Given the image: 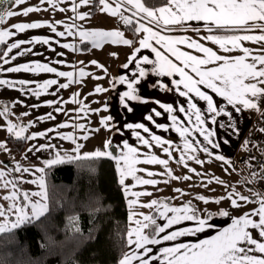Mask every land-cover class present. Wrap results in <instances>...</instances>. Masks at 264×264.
<instances>
[{"label":"snow or ice","instance_id":"6c2138e0","mask_svg":"<svg viewBox=\"0 0 264 264\" xmlns=\"http://www.w3.org/2000/svg\"><path fill=\"white\" fill-rule=\"evenodd\" d=\"M45 2V0H41ZM46 2L52 5L53 8L59 0H46ZM84 5L91 3V0H80ZM100 5H103L101 11L107 12L112 16H119L126 25L133 26L134 31L137 33H146L144 38L139 40L140 47L135 49V53H139L141 49H151L155 53V60L149 59L148 56H143L137 59L134 53L129 59L128 63L124 64V68H128L129 64L135 62L136 72L132 74L133 78L129 79L126 75H121L118 78V83L121 85H127V91H124L119 95V104L123 109L132 113L134 108L131 102H138L143 104L155 103L165 113L170 115L172 121V128L179 133L180 137L184 139L183 148L180 149L177 146V150L181 151L179 162H184L185 159H196L197 163H203L196 158L195 155H187L188 153H196L199 150L208 153L210 156L212 153L209 151L207 145H211L212 148H218L219 144L215 142L216 130L208 126V119L212 125H217L219 128H234L235 122L233 119V112L228 111V106L236 112L240 113L243 110H256L260 111L259 102L261 98H264V47H261L254 54L253 50L243 46L242 42L249 41L257 44L264 45V0H166V3L160 7H152L147 4V0H114L115 7L112 6L108 0H98ZM10 4L21 5L26 3V0H9ZM132 6L136 11L133 15H140V20H146L149 25L163 26L170 28L173 26H183L189 21H202L208 27V31L212 32L214 29L230 31L233 35H209L206 39L211 40L213 43L219 45L224 52H232L239 50L242 55L238 56H224L218 55L209 47H205L203 44L191 40L188 38L173 39L169 36L161 35L160 31H156L153 27L147 26L145 23H141L140 20L133 22L132 17L125 16L121 8L125 5ZM78 6H74L72 11H76ZM41 11L38 7H28L23 9L22 12L17 11H0V24L5 23L7 18L15 17L18 15L27 16L29 13ZM60 11H65L61 8ZM87 14H80L76 18L84 20ZM61 23V22H56ZM47 26L51 29L56 36L64 37L78 35L81 43L90 42L93 47H102L105 43L132 45L133 41L124 38V33L121 31H106V30H83L78 29L73 31L75 25H67L66 31H57L55 24L53 23H18L12 27L16 30L14 33L11 30H0V44L6 42V40L15 35L16 33H23L28 29H36ZM258 33V34H257ZM160 45L166 52L170 53L172 57H175L177 64L172 59L165 55L164 52L159 50L153 45ZM28 44H44L50 45L49 38L35 37L32 40H19L16 43H12L8 46L7 52L4 53V57L8 56L13 49H19L21 45ZM59 43V41H56ZM177 45H186L190 49H195L199 53H203V56L192 55L188 52L181 51ZM61 47L66 49H72L77 51V46L74 44L65 43ZM55 51V49H52ZM32 52L31 48H26L19 52L18 55L23 56ZM58 55H63L59 53ZM17 57L12 56L10 59H4V63H10V60H15ZM218 62V63H217ZM57 63H63V61H57ZM96 64V61L92 62ZM216 63L215 67H207V65ZM154 65L152 71L157 76H179V79L172 80V84L175 85V91L180 97L186 98L187 108L183 105L174 107L172 103H163L160 100H149L141 97L137 85L140 84L141 79L148 75L147 70L141 65ZM103 67L102 65H97ZM10 73H54L58 77H65L69 83L59 84L58 80L50 79L37 85L39 90L28 88L27 85L31 84L29 80L11 81L7 79H0V86H7L10 88H16L19 86V90L23 92H30L33 96L39 97L40 95L47 93L48 89L53 85H58L59 88L66 89L69 84L74 82L75 73L58 71L56 67L49 66L48 63H25L15 67H9L6 69ZM107 72V69H104ZM191 73V74H190ZM138 74V75H137ZM194 74V75H193ZM90 75L85 73L84 69L79 70V76L84 77ZM100 79L101 77H95ZM115 87V84L113 85ZM182 86V88H181ZM161 88L165 91H172L166 84H161ZM206 89H210V94ZM97 93L107 91V89L97 87L95 89ZM53 95L55 93H52ZM221 97L223 101H226L224 107H220L217 100L214 98ZM79 94H75L72 97L73 103H80L78 99ZM203 101L206 104V113L202 111L198 106V102ZM59 103L58 101H48V106ZM11 105L0 104V117H4L10 114ZM87 106L80 108L81 112H84ZM107 110V105H105ZM56 111H62L61 108H56ZM99 111V110H96ZM184 113L188 118L185 126V121L180 120L176 112ZM152 114H146L145 119L155 124L157 128H162L164 131H168V126L157 124L154 116L159 117L162 115L161 111L156 108L151 109ZM27 115V113H25ZM218 117L226 118L227 123L218 122ZM55 116L52 113H48L46 116H42L40 120H55ZM113 117L108 116L103 118L102 124L109 128V121H112ZM32 124L27 126L17 125L8 121L7 132L13 135L18 140H35L38 137L47 136V132L33 133L31 135H25L27 128L32 127ZM70 125L62 123L58 127L65 128ZM73 127H79L84 129V125H72ZM127 129L133 130V135L143 145L152 147L150 141H154L156 145L160 146L165 153L171 158L172 145L170 141L162 139L159 135H150V139H145L141 135L139 130L143 133H150L149 127L144 123H127L125 125ZM49 132L56 131L55 129H49ZM85 131H87L85 129ZM98 131V129L96 130ZM264 131V129H261ZM193 133H198L206 141V145L201 146L200 141L189 140L188 137ZM57 135L60 133L57 131ZM83 139H88L85 135ZM62 139L70 140L74 144L76 143V137L71 134L63 135ZM227 143V141H224ZM165 145H168L165 147ZM48 147H54L51 145H40L36 147L33 145L28 149L32 151L35 148L36 151L41 149H47ZM83 145L77 144L73 153H59L57 152L53 159L45 161L47 168H51L56 165L64 163H74L77 161H88L99 158H110L116 161L117 170L119 172V183L125 185V180L131 176L137 184L155 185L158 183L155 179H142L137 176L138 171H144V169H138L136 165L145 164H159L163 165L167 170L168 175H172V169L168 167L169 160L161 159L155 155H151L147 159H139L140 153L136 147L131 146L127 141L123 142V149L119 156L114 155L113 151L109 150L112 147V141L108 140L105 143L104 150H96L92 153L80 154V148ZM0 150L7 151L6 143H0ZM217 160L224 161L223 155H217ZM187 167V164H184ZM16 172H29L30 169L23 168L17 165ZM40 173L45 172V168L38 169ZM191 171H195L192 169ZM148 176H155L157 173L148 172ZM162 175V174H161ZM255 175V174H254ZM7 173L4 170H0V180H3V188H8L11 185V189L7 195L3 196L4 200L10 201V206L5 209L3 205H0V235L12 234L16 229H19L25 225L33 224L39 221L42 217L46 216L50 212L49 195L47 184L43 175L38 180L32 181H17L7 180ZM173 179H191V177H175ZM218 183L223 184L224 181L216 178ZM19 182L25 183H38L40 191L27 192L20 191L18 188ZM167 183V181H164ZM211 182V181H210ZM125 193L134 197L141 195H151V193H139L131 192L130 189L125 186ZM176 191H181L176 189ZM256 195H260L257 193ZM236 197V198H233ZM36 198V199H34ZM225 197H221L224 199ZM230 200L233 207L239 208L242 205L239 201L251 203L249 197L244 196L238 192H230L226 197ZM199 199L204 200L203 196ZM207 202V201H205ZM219 203L220 200H216ZM137 200L129 201L130 205H135ZM144 207L153 208L156 207L158 218L164 219L165 224L161 225L157 223V218L151 215H144L142 220L135 219L134 223L136 227L131 228L127 233V244L129 246L135 245V249L131 255L125 254L119 261V264H133L134 261H138L139 264H153V262H159V264H264V197L259 200V207L254 209L250 213L235 218L232 220L231 226L223 228L217 235L212 236L210 239H204L196 243H179L171 247H164L159 249V254H155L153 249L149 245H160L163 241H176L179 237L196 235L197 233L205 231L206 227L211 228L213 225L209 224L207 219L199 218L196 215L195 210L190 206V203L182 207H171L168 203L158 202L153 200L150 204L143 205ZM169 213L173 215L169 216ZM221 216H228L227 211H221ZM137 213H133L135 217ZM258 217V219H254ZM79 217L70 216L68 218L69 225L72 233L79 234L81 229L78 225ZM183 221H196L195 228H183L171 232H167V229L172 228L174 225H179ZM151 229L149 234H145V231ZM256 232L254 237L253 232ZM166 233V234H164ZM161 234H164L161 236Z\"/></svg>","mask_w":264,"mask_h":264},{"label":"crops","instance_id":"0c3cea01","mask_svg":"<svg viewBox=\"0 0 264 264\" xmlns=\"http://www.w3.org/2000/svg\"><path fill=\"white\" fill-rule=\"evenodd\" d=\"M111 2V1H110ZM77 6V2L71 4L69 9L70 22H59L56 23L57 20H50L48 23H53L56 26L57 31H66L67 25H75L73 27V31H77L78 29L83 30H106V31H115L118 30L115 27L114 19L117 24H121L120 30L124 33V38L129 39L125 33V23L123 20L116 16L112 17L109 13L104 14V22H99L100 16V7L98 4L97 12L95 15H92V7L91 6L86 12H82L79 10V7L76 8V11H72V8ZM60 7V5H59ZM16 9V5H14L8 11H14ZM17 12H20L19 10ZM135 10H133L129 5L125 4L122 7V13L125 16L132 17L134 20H140V15H133ZM89 17V24L82 27L76 18L80 14H87ZM62 14L60 8L56 14ZM64 14V12H63ZM62 14V15H63ZM22 16V15H18ZM33 18V15L28 16ZM38 17V16H36ZM66 18V20H67ZM121 19V21H119ZM38 20H29L25 19L21 21V19L14 17L13 22H9V18L6 19L5 23L0 24V30H11L14 33L16 30L12 27L18 23H45L37 22ZM141 23H145L149 27H153L154 30L160 31L161 35L169 36L173 39H181L188 38L191 40H195L205 47L211 48L213 51L217 52L218 55L224 56H238L243 53L239 50L232 52H224L219 45L213 43L211 40L206 39L209 35H233V34H243V33H228V34H219L214 32H209L208 27L202 21H189L185 23L183 26H173L170 28H165L162 25H149L146 20H140ZM84 25V24H82ZM216 30V29H214ZM258 34V33H257ZM146 33H139V40L144 38ZM35 37L49 38L50 45L44 44H28L25 43L21 45L19 49H13L11 53H8L7 57L3 56V61L0 66V79H7L11 81L18 80H29L32 81L31 84L27 85L28 88H33L39 90L37 85L43 83L46 80L56 79L59 84L69 83L68 79L65 77H58L54 73H10L7 72L6 69L9 67H15L20 64L25 63H48L49 66L56 67L58 71L65 72H74L75 78L74 82L69 84V87L66 89L59 88L58 85H53L48 89L47 93L40 95L38 98L33 96L30 92L26 93L19 90V86L16 88H10L7 86H0V103H4L7 105H11L10 108L11 113L7 116L0 117V143H6L7 151L0 150V170L2 168L7 170V178L9 180H15L13 175L14 169H8L6 165V161H10L12 165H19L21 169L28 168L29 172L20 171L19 180L21 181H32L38 180L39 177L43 175L45 182V172L42 174L38 171L40 168H46L45 161L53 159L57 152L63 154L73 153V150L76 148L77 144H80L79 136L87 135L88 139H86V145L82 150L80 148V154H85L84 150L87 153H92L96 150H104L105 143L108 140L112 141V151L114 155L119 156L122 151L126 152V149H123L122 145L124 141H127L131 146L138 147L139 145H143L135 135H133V130L127 129L125 125L127 123H144L150 129V133H143L142 130L141 135L145 137V139H150V135H159L162 139L170 141L172 148L171 158H174L177 155V146L182 149L184 139L180 137L179 133H177L174 128H172V121L170 119V115L165 113L162 109L159 108L155 103H138L131 102V105L134 108L132 113L126 112L123 107L119 104V95L124 91H127V85L119 84L118 78L121 75H126L129 79H132V74L136 72L135 62L129 64L128 68H124L123 65L128 63L131 56L135 53V49L140 47L139 40L135 47L132 45H124L113 44V43H105L102 47L96 48L93 47L90 42L81 43L78 35L68 36L67 34L64 37L56 36L55 33L51 31L47 26L36 28V29H28L23 33H16L15 35L9 37L5 44L6 50L10 44L16 43L19 40H32ZM59 41V43H56ZM69 43L77 46V51H73L72 49H66L61 47L62 44ZM155 47L164 52L165 55H168L173 62L179 64V61L175 60V57H172L170 53L166 52L160 45H156L155 42H152ZM243 46L248 47L253 50L255 54L257 50L264 45L245 41L242 42ZM177 47L181 51L188 52L192 55L203 56V53L197 52L195 49H190L186 45H177ZM26 48H31L32 52L27 53L23 56L18 55L19 52L23 51ZM52 49H55L53 51ZM59 53H63V55H58ZM137 59L142 58L143 56H148L149 59L155 60V53L151 51V49H141L139 53H135ZM12 56H16L15 60H10V63L5 64L4 59H10ZM57 61H63V63H57ZM96 61V64L92 62ZM218 63V62H217ZM97 65H102L103 67H98ZM144 67L148 75L145 78L141 79L137 88L139 90V94L143 98H147L149 100H160L163 103H172L174 107H179L183 105L187 108L186 98L180 97L179 94L175 91V85L172 84V80L179 79V76H157L152 71L154 65H141ZM216 63L207 65V67H215ZM84 69L85 73L90 75H85L84 77L79 76V70ZM107 69V72L104 69ZM191 74V73H190ZM138 75V74H137ZM194 75V74H193ZM95 77H101L100 79H96ZM115 84V87L113 86ZM161 84L168 85L172 91H165L160 87ZM97 87H101L107 89V91L97 93L95 89ZM182 88V86H181ZM210 94L211 90L206 89ZM52 93H55L54 95ZM75 94L78 95V99L80 103H73L72 97ZM214 98L217 100L220 107H224L226 105V101H223L221 97ZM48 101H58L59 103L48 106ZM264 101V100H263ZM87 106L84 112L80 111L82 106ZM105 105H107V110H105ZM260 106V109L263 107ZM198 106L201 107L202 111L206 113V104L203 101L198 102ZM56 108H61L62 111H56ZM156 108L158 111H161L162 115L159 117L154 116V119L157 124L168 126V131H164L162 128H157L155 124L147 121L144 117L146 114H152L151 109ZM99 110V111H96ZM228 111L233 112V119L235 122L234 128H219L217 125H212L210 122V117L208 119V126L210 128H214L216 130L215 142L219 144L218 148H212L211 145H207L209 151L213 156L223 155L225 157L224 161H228L235 165L236 169L240 170L241 166H243V171L247 174H250L245 166L243 165V158L245 153L250 150L249 142L245 139L246 134L250 128L253 117L257 115L259 111L256 110H243L240 113H236L231 106H228ZM27 113V115H25ZM48 113H52L55 116V120H40L39 118L42 116H46ZM178 116L180 120L185 121V126L190 125L187 124L188 118L184 115V113L176 112L174 113ZM112 116L113 120L109 121V128H106L102 124V120L105 117ZM218 122L227 123L226 118L218 117ZM11 120L12 123L22 126H27L32 124V127L27 128V132L25 135H31L33 133L39 132H47V136L38 137L35 140H26V147L23 155L21 157H13L9 153V148L7 145V137L10 135L7 132L8 121ZM62 123H67L70 126L65 128H59L58 126ZM84 125V129L79 127H73L72 125ZM49 129H55L56 131L49 132ZM85 129L87 131H85ZM98 129V131H96ZM57 131L60 135H57ZM71 134L76 137V143L74 144L70 140L62 139L63 135ZM189 140L195 142L200 141L201 146L206 145V141H204L203 137L198 133H193L188 137ZM224 141H227L225 143ZM152 147L149 148L146 146L147 151L154 150L158 151L161 157H165L167 153L163 151V149L156 145L154 141H150ZM35 145L39 147L40 145H51L54 147H48L47 149H41L40 151H36L33 148L32 151H28L30 147ZM168 145H165L167 147ZM82 150V151H81ZM111 150V149H109ZM146 151V150H145ZM198 153H203V151L197 150ZM162 153V154H161ZM155 155V153H154ZM156 156V155H155ZM149 157V156H148ZM170 158V157H169ZM170 158V159H171ZM179 156L177 160H179ZM13 160V161H12ZM116 164V161H115ZM152 165V164H151ZM117 167V165H116ZM150 167V166H149ZM118 171V170H117ZM235 171V170H234ZM119 176V173H118ZM231 178H234L230 176ZM241 182L247 186L248 189L251 190L252 193L248 194L250 196L256 197L254 191L251 187L246 184V176L245 173L242 174L240 179ZM21 186L19 188L20 191L27 192H36L40 191V187L38 183H25L20 182ZM123 186V185H122ZM244 193V190H242ZM127 198V197H126ZM36 199V198H34ZM221 211L226 210H216L207 216L209 224L213 225L211 228L205 229V231L197 233L196 235H189L179 237L176 241H163L160 245H149L152 249L157 247H171L175 244L179 243H196L204 239H210L212 236L217 235L223 228L231 226L232 220L235 218H239L246 214V210H239L238 212L229 211L228 216H221L219 213ZM249 213V212H247ZM173 215L169 213V216ZM201 216V215H198ZM166 221L164 219L159 218V224L163 225ZM196 221H183L179 225H174L172 228L167 229V232L183 229V228H195ZM166 234V233H164ZM164 234H161L163 236ZM254 237L256 236V232H253ZM132 247L135 249V245L129 246V251L132 250ZM159 263V262H158Z\"/></svg>","mask_w":264,"mask_h":264},{"label":"trees","instance_id":"16d2710c","mask_svg":"<svg viewBox=\"0 0 264 264\" xmlns=\"http://www.w3.org/2000/svg\"><path fill=\"white\" fill-rule=\"evenodd\" d=\"M165 3L166 0H147L152 7ZM98 4V0H94L92 15L96 14ZM13 6L9 0H0V11H8ZM212 32L232 33L218 29ZM125 33L135 47L139 33L130 25H125ZM5 50L6 44H0V66ZM259 138L264 140V135ZM6 141L11 156L23 155L26 140H18L10 134ZM248 142L250 150L243 158V165L248 163L252 171L245 174V182L257 194L259 191L253 182L264 178V173L261 169L255 170L253 161L247 162L246 156L249 151L259 153L261 150H257L250 140ZM13 175L20 181L15 168ZM45 177L50 212L12 234L0 235V264H119L129 250V210L115 161L105 157L46 167ZM18 186H21L20 182ZM70 216L79 217V234L72 233L68 222Z\"/></svg>","mask_w":264,"mask_h":264},{"label":"rangeland","instance_id":"374dc122","mask_svg":"<svg viewBox=\"0 0 264 264\" xmlns=\"http://www.w3.org/2000/svg\"><path fill=\"white\" fill-rule=\"evenodd\" d=\"M75 2H77V6L79 7V10L82 13V12H86L91 6H93L94 0H91V3L88 5L82 4L80 0H59L55 8H53L52 5L48 4L46 0L43 3L41 2V0H26V3L16 6V9L14 11L19 10L20 12H22L23 9H26L28 7H38L41 9V11L29 13L27 16L22 15L15 17L21 19V21H24L25 19L26 20L29 19V20H38L37 22L44 21L48 23V21L50 20L53 21L54 19H56L57 22H59L60 20L61 22L66 21L68 23L71 20L70 17L67 18L69 16V9L71 7V4ZM108 2L111 3L113 7H115L114 0H108ZM102 7L103 5H101L100 7V16H99L100 23L104 22V14L107 13L101 11ZM130 7L133 10H135L132 6ZM59 8L65 9V11H61V13L63 14L64 12V14L63 15L58 14L56 16ZM31 15H33V18L32 17L28 18V16ZM88 20L89 17H86L84 20L78 19V22L81 23L80 25L82 27H84L85 25L89 24ZM13 21H14V17L9 18V22H13ZM119 21H121V19ZM114 24L115 27L118 30H120L121 24H117L115 22V19H114ZM263 100L264 98H261L259 102L260 106H262L264 102ZM263 108L264 105L260 109V111ZM260 111L258 113H260ZM85 135L79 136L80 145H83V147L81 148L82 150L86 145V142H83L86 140L82 138ZM112 147H111V151H112ZM136 148L140 153L139 159L141 160L147 159L148 156L150 157L151 155H154V153L157 157L161 159H168L169 160L168 167L172 169V175L170 176L167 174V170L163 165H159V164L151 165L145 163L136 165L138 169H144V171H138L136 173L137 176H140L142 179H155L158 181V183L155 185L137 184L136 181L131 176H129L125 180V185H123V189H125V186H127L131 192L151 193V195H141L138 198L125 193L127 197L128 210H129V230L131 228L136 227L134 223L135 219H140V220L143 219V217L139 215L140 213H143L144 215H151L153 217H156L157 223L159 224V218H158V213L156 211V207L148 208L143 206L146 204H150L153 200L158 202L168 203L171 207H182L190 203V206L195 210L196 215L199 218H207V216H210L209 214H211V212H214L216 210L218 211L226 210L227 212L229 211L238 212L239 210L241 211L246 210V213L247 212L250 213L254 209H257L259 207V200L262 197H260L259 195H257L256 197L248 195L252 193L251 190L248 189L247 186H245L242 182L240 184L241 181L240 179L242 177V174L245 173L247 175V173L244 172L241 168L240 170L236 169L235 165L228 161L217 160L215 156L213 155L210 156L206 152L203 153L196 152L194 154L188 153L187 155H195L196 158L202 161L203 163H197L196 159H187V158L185 159L184 162H179V160H177V157L181 156L182 154L181 151H177V155L174 158L170 159L168 154H166L165 157L162 158L161 155H159L160 153H158L157 149L156 151L154 150L147 151L146 145H139ZM251 149H254V147H251ZM84 152L87 153L86 150H84ZM253 152L255 158L259 157L260 153H262L261 151L258 153L255 150ZM185 163L187 164V167L184 166ZM6 165L7 168L11 170L16 168V165H12V163L9 160L6 161ZM244 166L249 173L252 171L248 163H245ZM192 169H195V171H191ZM1 170H4L6 171V173H8L7 170L4 168H2ZM148 172H154L157 173V175L150 177L147 175ZM172 176L175 177L188 176L191 177V179H187V180L173 179ZM230 176L234 178H231ZM216 178H219V180L224 181V183L223 184L218 183ZM7 180L9 179L7 178ZM164 181H167V183H165ZM3 183L4 181L0 180V205H3V207L7 209L10 206L11 202L4 200L3 196L8 194V192L11 189V185H9V187L6 189L3 188ZM176 189H180L181 191H176ZM242 190L248 193H244L242 192ZM233 191L249 197V199L252 202L247 203V202L239 201V203L242 206L239 208L233 207L230 203V200L226 198L228 194ZM254 193L256 194L255 191ZM201 196H203L205 199L204 200L199 199V197ZM221 197H225V198L221 199ZM132 200H137V203L135 205H130L129 201ZM216 200H220V202L216 203L215 202ZM133 213H137V215L133 217ZM254 219H258V217H254ZM0 220H3V218H0ZM150 232L151 229H148L145 231V234H149ZM159 249H162V247L159 246L157 248H154L153 252L158 255ZM133 251L134 248L132 247V250L131 251L128 250L126 254L131 255ZM133 264H139V262L134 261ZM153 264H159V263L154 261Z\"/></svg>","mask_w":264,"mask_h":264},{"label":"built area","instance_id":"2783aa9c","mask_svg":"<svg viewBox=\"0 0 264 264\" xmlns=\"http://www.w3.org/2000/svg\"><path fill=\"white\" fill-rule=\"evenodd\" d=\"M261 129H264V108L253 118L249 132L245 137L247 141L250 140L251 143L255 145L257 150L262 151V154L257 158H255V155L252 151H249L246 156V161H253V168L255 170L261 169L264 173V140L259 138V135H264V131H261ZM253 183L256 190L259 191V193H261L264 197V178L254 181Z\"/></svg>","mask_w":264,"mask_h":264}]
</instances>
